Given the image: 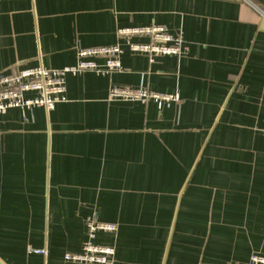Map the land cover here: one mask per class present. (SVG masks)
Returning a JSON list of instances; mask_svg holds the SVG:
<instances>
[{
  "label": "crops",
  "instance_id": "crops-1",
  "mask_svg": "<svg viewBox=\"0 0 264 264\" xmlns=\"http://www.w3.org/2000/svg\"><path fill=\"white\" fill-rule=\"evenodd\" d=\"M263 23L264 0H0V74L124 50L120 72L68 75L53 110L0 115V262L75 264L91 221L117 227L94 240L111 264L264 257ZM153 25L182 54L150 63L117 36ZM114 86L178 101H109Z\"/></svg>",
  "mask_w": 264,
  "mask_h": 264
},
{
  "label": "built area",
  "instance_id": "built-area-1",
  "mask_svg": "<svg viewBox=\"0 0 264 264\" xmlns=\"http://www.w3.org/2000/svg\"><path fill=\"white\" fill-rule=\"evenodd\" d=\"M117 36L124 40L129 52L144 55L150 63L155 57L177 56L182 54L183 40L180 33L171 34L162 26L125 28L117 31ZM132 38H146L148 43H136ZM124 50L120 44L113 46L93 47L77 51V63L62 69H48L39 65L33 68H17L8 74H0V115L8 110L43 108L49 112L56 104L66 100V77L83 73L109 75L122 70L121 56ZM109 101L139 102L146 104L155 101H178L174 95L152 92L144 87H111ZM114 224L91 221L87 227V240L81 252L68 253L65 260L75 264H111L115 255L113 247L95 244L96 235L100 232L115 233ZM30 252L46 255L45 248L29 247ZM247 264H264V257L251 256Z\"/></svg>",
  "mask_w": 264,
  "mask_h": 264
},
{
  "label": "water",
  "instance_id": "water-1",
  "mask_svg": "<svg viewBox=\"0 0 264 264\" xmlns=\"http://www.w3.org/2000/svg\"><path fill=\"white\" fill-rule=\"evenodd\" d=\"M263 26H264V23H263ZM0 264H2V263L0 262Z\"/></svg>",
  "mask_w": 264,
  "mask_h": 264
}]
</instances>
